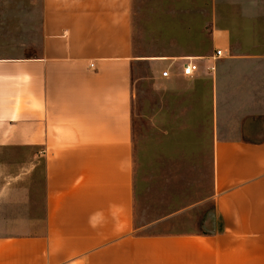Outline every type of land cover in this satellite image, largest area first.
Segmentation results:
<instances>
[{
  "label": "crops",
  "instance_id": "0c3cea01",
  "mask_svg": "<svg viewBox=\"0 0 264 264\" xmlns=\"http://www.w3.org/2000/svg\"><path fill=\"white\" fill-rule=\"evenodd\" d=\"M190 3L201 53L139 50L135 0H39L29 35L0 34V264H264L262 28L216 27L215 0ZM136 65L209 207L190 228L136 224Z\"/></svg>",
  "mask_w": 264,
  "mask_h": 264
},
{
  "label": "rangeland",
  "instance_id": "374dc122",
  "mask_svg": "<svg viewBox=\"0 0 264 264\" xmlns=\"http://www.w3.org/2000/svg\"><path fill=\"white\" fill-rule=\"evenodd\" d=\"M191 10L190 0H135L136 47L175 56L201 53L208 35L201 34L192 43ZM39 14V0H0V34L29 35L31 16ZM215 22L216 27L230 26L235 30L242 22L248 27L257 25L262 28L264 43V0H215ZM233 42L237 40L233 38ZM163 71L164 67H158V72ZM148 73L143 65H136L132 71L136 224L144 226L171 216L176 217L174 229L190 228L204 219L209 207L207 203L195 202L198 198L190 186L191 180L180 176V165L173 160L174 152L163 145L165 128L159 124L157 99L149 95V88L142 80ZM166 117L170 118L172 137L176 132L175 115L168 113ZM194 206L198 208H191ZM186 207L188 210L180 211ZM161 231H164L162 226L146 229V232Z\"/></svg>",
  "mask_w": 264,
  "mask_h": 264
},
{
  "label": "built area",
  "instance_id": "2783aa9c",
  "mask_svg": "<svg viewBox=\"0 0 264 264\" xmlns=\"http://www.w3.org/2000/svg\"><path fill=\"white\" fill-rule=\"evenodd\" d=\"M221 56V52L220 51H216L215 52V57L214 58H218ZM197 66L195 64H193V62H191L190 59L186 60L185 63L182 65V70L181 73L183 76L185 77H190L192 76V74L196 71ZM161 77L164 79H167L169 77V73L168 71H163L161 73Z\"/></svg>",
  "mask_w": 264,
  "mask_h": 264
}]
</instances>
